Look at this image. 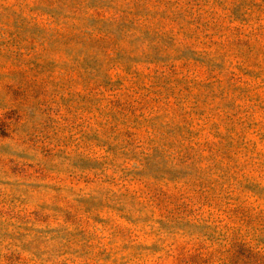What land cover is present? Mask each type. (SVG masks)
<instances>
[{"label": "rangeland", "instance_id": "374dc122", "mask_svg": "<svg viewBox=\"0 0 264 264\" xmlns=\"http://www.w3.org/2000/svg\"><path fill=\"white\" fill-rule=\"evenodd\" d=\"M0 264H264V0H0Z\"/></svg>", "mask_w": 264, "mask_h": 264}]
</instances>
